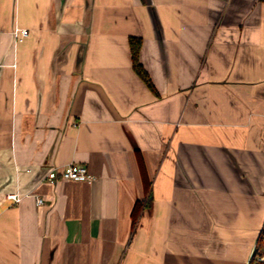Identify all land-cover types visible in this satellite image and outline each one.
<instances>
[{"label": "crops", "instance_id": "1", "mask_svg": "<svg viewBox=\"0 0 264 264\" xmlns=\"http://www.w3.org/2000/svg\"><path fill=\"white\" fill-rule=\"evenodd\" d=\"M263 224L264 0H0V264H248Z\"/></svg>", "mask_w": 264, "mask_h": 264}, {"label": "trees", "instance_id": "2", "mask_svg": "<svg viewBox=\"0 0 264 264\" xmlns=\"http://www.w3.org/2000/svg\"><path fill=\"white\" fill-rule=\"evenodd\" d=\"M142 44V39L140 37L132 36L130 37V45H131V51H132V61H133V67L136 70V72L144 79L146 83H148L149 87L154 89V84L152 82V79L146 69V67L143 65V63L140 60V48ZM142 173L144 178H147L145 168L143 166ZM151 186V181L145 182V187L148 190ZM149 199V198H148ZM144 200V199H138L136 200L133 209H132V224L135 226V224L138 222L140 213L142 210L149 204L150 200ZM264 255V230L261 231L258 235L257 241L255 243L253 252L251 256L249 257L248 264H264V260H261L259 257Z\"/></svg>", "mask_w": 264, "mask_h": 264}, {"label": "built area", "instance_id": "3", "mask_svg": "<svg viewBox=\"0 0 264 264\" xmlns=\"http://www.w3.org/2000/svg\"><path fill=\"white\" fill-rule=\"evenodd\" d=\"M28 29L24 27H17L16 28V35L18 38L22 39L24 36L28 34ZM88 166L85 164H79L76 162H70L64 166H57L53 165L50 166L46 172V177L50 179L51 181H56L61 178H67V179H75V180H90L94 177ZM8 198L18 201L20 200L21 194L19 192H10L8 193ZM44 198L38 196L37 197V203H43ZM264 230V224L261 227V231ZM261 260H264V255L259 257Z\"/></svg>", "mask_w": 264, "mask_h": 264}]
</instances>
